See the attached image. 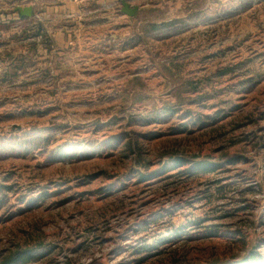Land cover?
Returning a JSON list of instances; mask_svg holds the SVG:
<instances>
[{"label": "rangeland", "instance_id": "rangeland-1", "mask_svg": "<svg viewBox=\"0 0 264 264\" xmlns=\"http://www.w3.org/2000/svg\"><path fill=\"white\" fill-rule=\"evenodd\" d=\"M152 2L57 89L0 81V263L264 260V0Z\"/></svg>", "mask_w": 264, "mask_h": 264}, {"label": "crops", "instance_id": "crops-1", "mask_svg": "<svg viewBox=\"0 0 264 264\" xmlns=\"http://www.w3.org/2000/svg\"><path fill=\"white\" fill-rule=\"evenodd\" d=\"M123 1L138 7L135 16L118 9ZM143 0H6L0 9L11 11L2 22L22 21L21 34L10 42L17 47L0 61V81L16 86V79H43L44 90L57 89L63 80L62 66L81 63L89 65L93 51L116 52L124 45L127 28L142 10L152 11L157 3ZM18 7H31L33 15L23 16ZM153 25V22H147ZM160 25V24H155ZM125 27L118 31V27ZM124 31V32H123ZM121 32V33H120ZM121 35V36H120ZM112 37V38H111ZM112 39V40H111ZM136 46V44H134ZM134 46V47H135ZM112 49V51L110 50ZM135 49V48H134ZM101 61L105 54H99ZM37 62V65H36ZM28 84V82L26 83Z\"/></svg>", "mask_w": 264, "mask_h": 264}, {"label": "trees", "instance_id": "trees-1", "mask_svg": "<svg viewBox=\"0 0 264 264\" xmlns=\"http://www.w3.org/2000/svg\"><path fill=\"white\" fill-rule=\"evenodd\" d=\"M155 27V26H154ZM22 255V252H16L11 254L6 260L1 262L0 264H24L28 260H31L32 257L25 258ZM227 264H264V260L262 257L258 255V253L253 252L247 259L239 262V263H227Z\"/></svg>", "mask_w": 264, "mask_h": 264}, {"label": "water", "instance_id": "water-1", "mask_svg": "<svg viewBox=\"0 0 264 264\" xmlns=\"http://www.w3.org/2000/svg\"><path fill=\"white\" fill-rule=\"evenodd\" d=\"M123 8H122V12L124 14H127L129 16H135L137 11H138V7L134 6L132 7L130 5L129 2L127 1H123ZM18 11L23 15V16H32L33 15V10L31 7H18ZM73 264H94V263H90V262H77V263H73ZM102 264H112L111 262H108L107 260H103Z\"/></svg>", "mask_w": 264, "mask_h": 264}]
</instances>
